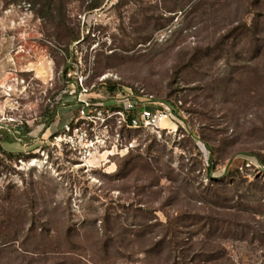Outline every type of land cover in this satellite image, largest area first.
<instances>
[{
    "label": "rangeland",
    "instance_id": "rangeland-1",
    "mask_svg": "<svg viewBox=\"0 0 264 264\" xmlns=\"http://www.w3.org/2000/svg\"><path fill=\"white\" fill-rule=\"evenodd\" d=\"M62 1L0 0V264H264V0ZM80 76L177 119L82 167Z\"/></svg>",
    "mask_w": 264,
    "mask_h": 264
},
{
    "label": "built area",
    "instance_id": "built-area-1",
    "mask_svg": "<svg viewBox=\"0 0 264 264\" xmlns=\"http://www.w3.org/2000/svg\"><path fill=\"white\" fill-rule=\"evenodd\" d=\"M79 78L82 88L75 92L76 114L54 138L62 143L64 150L78 157L82 167H89L111 150L131 147L129 133L169 130L177 119L169 104L143 88H125L105 100L90 95L84 77Z\"/></svg>",
    "mask_w": 264,
    "mask_h": 264
},
{
    "label": "trees",
    "instance_id": "trees-1",
    "mask_svg": "<svg viewBox=\"0 0 264 264\" xmlns=\"http://www.w3.org/2000/svg\"><path fill=\"white\" fill-rule=\"evenodd\" d=\"M7 4H11V3H16V4H20V3H28L30 5V7H32V9L35 11V13L37 14V16L41 17V18H46V17H54V16H58V15H64L65 14V3L62 0H4ZM100 3L98 1H95L94 3H92L89 8L90 9H94L99 7ZM72 39L76 40V36L73 33L72 35ZM264 44V43H263ZM64 76H66L68 74V71H64ZM111 90H116V84H113L110 86ZM208 150H212V148L205 144ZM7 154V153H5ZM11 156V155H10ZM209 170H212V164L209 165ZM210 173V177H211ZM202 254V253H201ZM178 264V263H177ZM187 264H190L189 262H187Z\"/></svg>",
    "mask_w": 264,
    "mask_h": 264
}]
</instances>
